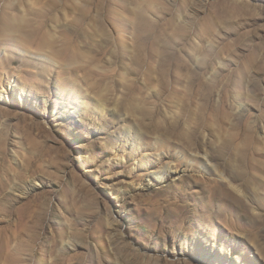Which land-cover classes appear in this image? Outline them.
I'll use <instances>...</instances> for the list:
<instances>
[{
    "label": "rangeland",
    "instance_id": "rangeland-1",
    "mask_svg": "<svg viewBox=\"0 0 264 264\" xmlns=\"http://www.w3.org/2000/svg\"><path fill=\"white\" fill-rule=\"evenodd\" d=\"M0 264H264V0H0Z\"/></svg>",
    "mask_w": 264,
    "mask_h": 264
},
{
    "label": "bare ground",
    "instance_id": "bare-ground-1",
    "mask_svg": "<svg viewBox=\"0 0 264 264\" xmlns=\"http://www.w3.org/2000/svg\"><path fill=\"white\" fill-rule=\"evenodd\" d=\"M169 175H170V176H173L174 174H172L171 172H169Z\"/></svg>",
    "mask_w": 264,
    "mask_h": 264
}]
</instances>
